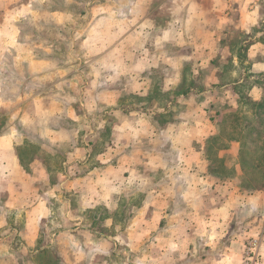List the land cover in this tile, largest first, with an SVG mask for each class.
<instances>
[{
	"label": "crops",
	"instance_id": "0c3cea01",
	"mask_svg": "<svg viewBox=\"0 0 264 264\" xmlns=\"http://www.w3.org/2000/svg\"><path fill=\"white\" fill-rule=\"evenodd\" d=\"M32 1L10 0L6 6L19 4L21 12L30 7ZM42 1L54 6L51 9L52 24L60 29L66 27L67 0ZM214 2L221 4L220 10L214 9ZM140 4L141 11L145 12L143 5L147 8L148 5L144 0H136L135 4L134 0H128L125 13L129 14H125L121 24L124 31L116 37L113 36L114 27L119 24L111 15L108 21L107 17L101 16L98 20L88 18V22L79 25L82 32L74 36L77 45L80 49L89 48L91 52L69 55L64 51L56 53L53 46H47L45 56L41 57L43 60L20 50L27 41L36 42L32 40V33H25L27 38L24 39V26L28 23L0 16L2 53L10 45L12 48L17 46L12 59L28 58L31 66L43 64L45 78L51 80L53 75H60L62 84L64 77L74 75L75 84L72 85L80 95L78 104L82 105L85 97L86 104L92 101L93 109L108 108V115H86L83 111L68 115V119L61 116L62 123L70 127L62 126L57 130L49 126L50 115H45L46 132L36 131L31 135L21 133L17 128H0V244L6 242L5 235H1L3 231H10L6 236L13 232L29 255L52 253L55 257L48 264H136L133 252L138 247L140 264L160 263V258L169 250L174 258L171 264H182L179 257L183 252L191 256L185 264H198L192 258L195 246L186 231H198L204 224L203 229L212 241L206 244L210 254L207 260L201 261L202 264H239L245 236L257 237L260 232L258 264H264V224L259 212L264 208V189L251 192L250 196L229 191L234 177L228 179L213 173L207 157V143L217 133L215 118L220 112L209 110L214 114L205 118L197 102L203 96L204 102L211 106L208 96L218 81H210L205 73L201 90L191 87L183 90L181 70L166 69V55L159 50V44L169 42V39L178 47L181 43H209L214 37L213 13L221 12L219 23L227 31L235 28L247 35L243 46L250 67L239 72L237 82L231 84L239 86L250 80L253 102H261L264 99V0H174L178 19H174L173 12L171 24L166 22L164 28L162 23H157L155 38H150L151 21H134L130 14ZM182 12L187 13L183 19L179 18ZM196 12L202 14L203 20L193 15ZM140 23L141 30H138ZM105 24L107 31L102 36ZM83 25H86L85 30ZM195 28L199 29L200 35ZM154 40L158 45L156 54L148 52L149 44ZM206 49L203 58L207 56ZM174 53L168 57L180 62L191 60V55L195 54ZM69 57L88 60V65L80 64L83 67L80 69L76 66L70 69L65 63L55 69L50 66L57 58L68 60ZM234 64L237 65V61ZM201 70L200 67L193 71V75H199ZM7 71L0 68V76L18 72ZM158 80L159 85L156 84ZM221 88L229 89L228 85ZM159 92L171 94L169 103L163 96H157L161 94ZM0 97L1 108L5 99L1 94ZM178 104H187V115L174 114ZM35 121L33 118L31 123ZM43 133L45 140L48 134V144L61 141L57 153L62 159L60 179L48 184V188L38 186L36 177L37 171L48 177L51 170L39 155L45 152L52 155V149H44L41 145L40 151L28 162L20 153L26 141H45L39 137ZM60 133L61 138L58 137ZM150 173L154 176L152 180ZM136 191L140 195L134 203L138 202L139 207L127 209L128 222L121 231L114 221V212L120 211L122 204L129 207ZM99 205L108 214L99 217L98 224L92 226L87 215ZM248 207L255 216L246 220L243 215ZM154 231H159L156 239L152 236ZM166 235H170L169 242H162ZM137 236L140 243L135 241ZM150 253H156L158 260L150 259ZM27 264L42 263L35 259Z\"/></svg>",
	"mask_w": 264,
	"mask_h": 264
},
{
	"label": "rangeland",
	"instance_id": "374dc122",
	"mask_svg": "<svg viewBox=\"0 0 264 264\" xmlns=\"http://www.w3.org/2000/svg\"><path fill=\"white\" fill-rule=\"evenodd\" d=\"M9 1L10 0H0V16L2 19H19L21 22L25 21L26 25L28 23V26H24V39L27 38L26 34L29 35L32 33L33 35H31L34 36L32 40L36 42L30 43L27 41L25 46L22 45V47H20V50L23 53H33L37 58H39L37 60H43L41 57L45 56L46 51L48 50L46 48L47 46H53L52 48L54 51H57L56 53L64 51L69 53V55L79 51L91 52V49H80L77 45V40L74 36L76 37L77 34L80 35L82 32L78 29V26L88 22V18L90 20L94 18L98 20L102 16L107 17L108 21L111 15L113 17V21L115 20L114 22L119 24V26L114 27L113 36L116 37L124 31V26H121V24L124 23L125 14H129L128 12L125 13V10L128 9L126 7L128 6V0H95L93 3L94 5L91 3L94 0H67V3L65 2L68 6L67 21L65 24L66 27L60 29L56 28L54 24H52L54 17L52 16L53 13L51 9L54 8V6H51L50 3L42 0H33L30 7L27 9L23 8L20 12L19 4L6 6ZM144 1L148 5V8L143 5L146 9L145 12L141 11L140 4L136 9L130 12V14H132L134 21L135 19L138 22L139 20L151 21V28L149 29L150 38H155L157 36L155 29L156 24L162 23L165 28V23H170L172 20L173 12H175L174 19H178L179 11L174 9V0ZM135 3L136 0H134V4ZM220 6L221 4L218 2L213 3V7L216 10H220ZM186 14V12H182L179 18L183 19ZM220 14L221 12L219 11L213 13L214 28L212 29L214 37L209 43H181V46L178 47L170 42L171 40L169 39V42L166 40V43L159 44V50H161L163 55H166V69L175 67L178 70H181L182 75L180 86L183 90L188 87H191L196 91L201 90L204 85L203 82L205 73L209 76L210 81L214 83L218 81V84H214V86H212V89H210V95L208 96L214 106H209L208 103L206 104L203 96L200 98L198 97L200 102H197L200 106V111L205 113L203 114L205 118L214 114H211L210 111L220 112L219 116L215 118L217 121V133L212 136L207 143V147H209V150H207V157L209 156L208 160L209 163H211V169L214 173L219 175L223 174V176L227 173L228 179H232L234 177L233 180L230 181L229 191H236L238 193L241 192L244 195L250 196L249 193L264 189V170H261L263 175L262 178H260L258 176L259 170L252 168V165H254L253 161L255 159L258 160V157L264 154V132L260 135V137L256 136V128H264V116L260 114L259 119L261 118V121H259L258 113H260V110H253L252 108L254 97L250 80L239 86L231 84L233 81L234 83L237 82L236 80L239 72L250 67L247 60V51L243 46V43L247 40V35L245 33L238 32L235 28H229L227 31V29L219 23ZM193 15L198 17L200 20H203L201 13L196 12ZM233 19L235 20V18ZM198 28H195V31L197 35H200L198 34L199 29L201 31L202 29ZM82 29L85 30L86 25H83ZM181 29L183 30L182 27ZM105 30L106 24L101 30L102 36L105 35ZM138 30H141V23ZM150 30H153V32H150ZM112 33L113 31L110 35H112ZM157 46V40L150 42L148 52L156 54ZM9 47L10 48H8V50L4 53L0 51V68H4L5 72H8L7 70L9 69H14V71L17 70L18 72L15 74L12 72L0 76V94L5 99V105L0 108L1 129L17 128L19 132L26 135L29 133L31 135L36 131L38 133L41 131L46 132L47 123L44 118L45 115L46 117L50 115L49 126L56 130L60 129L62 126H69L62 123V120L59 118L61 116L67 118L68 115L71 116L75 113L81 114L83 111L86 115H108L107 107L104 109L95 108L97 110L94 112L95 109H93L91 105L92 101H89V103L86 104L85 97L83 98L82 105L78 104V97L80 95H77V92L72 85L75 84L74 75H70L68 78L64 77L63 81H65V83L63 84L61 83L60 75H53L51 80L50 78H45V68L43 64L39 63L36 66H31L28 58L22 57V59H12L11 55L12 53H16L17 46L12 48L10 45ZM206 47L207 49L205 52H207V56L203 58V52ZM173 52H175L174 54L179 52H181V54H195L191 55V60H183L180 62L177 60H171L168 57V55L171 56ZM209 52L210 56H208ZM235 61H237V65L234 64ZM64 63L70 69H72L71 66H76L80 69L83 68L80 64L88 65V60H77L76 58L74 60L71 57H69L68 60L57 58L56 60L51 61L50 66L55 69L62 66ZM200 67L202 69L200 74L194 76L193 71H197ZM204 67H206V69ZM27 70L29 72L31 71V73L29 74ZM36 73H39L40 75ZM153 76L155 77V75ZM68 81L70 82L69 85L67 84ZM156 84L159 85L160 81L158 80ZM222 85H228L229 89H222ZM225 92L229 93L227 94ZM157 96H163L164 100L168 103L171 99V94H167V92L164 95L161 93ZM64 99L70 102H66ZM131 101L134 102V99H131ZM68 105L73 107L70 108ZM175 109V112L174 110L172 112L176 115L184 116L188 114L187 104H178L175 106ZM166 116L168 117V115ZM28 117L30 122H28ZM33 118H36V121L31 123ZM44 134L45 133L39 136L43 140H45ZM58 137L61 138L62 133H60ZM231 138H233V140H231ZM234 138L237 140H234ZM255 138H257V141H253ZM47 140L48 134L45 141L35 140L33 143L26 141L20 148L21 157L25 162H28L30 158H33L34 153L40 151L41 145L44 146V149H52V155L47 154V152L39 155L44 161L43 163L51 170L48 173V177L45 176V173L37 171L38 177L36 178L38 186L42 185L44 188H48L46 187L48 184H54L60 179L59 166L62 163L61 157L57 154L61 147V141L58 140L56 144L54 142L52 144H48ZM229 144L231 145L228 146ZM244 153L249 154L244 155ZM259 169L261 168L259 167ZM75 171L76 170H74V172ZM228 171H233L232 175L231 173L229 174ZM149 175V179L152 180L154 177L153 173H150ZM253 185H262L263 187L255 190L250 188ZM139 195L140 193L136 191V194L132 196V204L129 207L128 205L122 204L120 211L117 210L114 212V221L117 223L116 226L118 228H122L121 231H124V228L126 227L125 225L128 222L126 219L127 209H135L139 207L138 202L134 203V199L137 201L139 199ZM244 211L246 212L243 216L246 220L250 218L252 219L255 216L250 207L245 208ZM259 212L260 215L263 216L262 224H264V208L262 207ZM107 214V210L102 205L95 206L88 212L87 220L92 226H95L98 224L97 219L99 217L102 218L107 216ZM8 227L12 228V226ZM203 228L204 224H201L198 231H186V234H189L192 245L195 246V251L192 252V258H195L196 261H198V264H202L201 261L207 260V257L210 254V251L208 250L210 249L206 244H209L212 241L211 236H207V231H204ZM9 232L10 231H3L1 234L2 236L5 235L6 242L0 244V264H27V262L35 259L39 263L48 264V261L50 263L54 259L55 256L52 253L29 255L25 249L21 248L22 246L20 243L22 242L16 234H12V232L10 235L8 234V236H6ZM158 232L159 231L153 232L155 233L152 235L154 239L158 237ZM163 234L164 233L162 232L161 235ZM167 234H169V232ZM252 236L254 235L250 234L245 236L244 252L242 260L239 264L259 263V246L261 245L260 236ZM169 237L170 235L164 236V240L162 242H169L167 240ZM135 241L140 243V238L137 236ZM155 243H158L157 240ZM250 243H255V246L249 251ZM138 249L133 252V261L136 264H140V251ZM172 256V252L169 250L162 256V258H160L161 260L159 259L161 261L160 263L155 262L152 264H171L174 260V258L172 259ZM149 257L152 260H158L156 253H150ZM189 257L191 256L187 252H183L179 257V261L182 262V264H185Z\"/></svg>",
	"mask_w": 264,
	"mask_h": 264
},
{
	"label": "trees",
	"instance_id": "16d2710c",
	"mask_svg": "<svg viewBox=\"0 0 264 264\" xmlns=\"http://www.w3.org/2000/svg\"><path fill=\"white\" fill-rule=\"evenodd\" d=\"M252 108H253V110H256V109H258V110H260V113H258V120L259 121H261V118L259 119V117H260V114H262L263 116H264V99L261 101V102H258L257 104L256 103H253V106H252ZM264 132V128L262 127V129H261V127H257L256 128V136H259L260 137V135H262V133ZM258 137V138H259ZM264 137V136H263ZM254 138V137H253ZM231 140H233V138H231ZM234 140H237L236 138H234ZM253 140V139H252ZM263 140H264V138H263ZM253 141H257V138H255ZM207 150H209V147H207ZM247 154H249V153H244V155H247ZM253 154V153H252ZM208 158H209V156H208ZM211 160V159H210ZM254 162V165H252V168H254V169H258L259 170V177L260 178H262V175H263V172L261 171V170H264V154L263 155H261V156H259L258 157V160H254L253 161ZM259 167L261 168V169H259ZM212 172L214 173V171L212 170ZM226 172H227V170H226ZM229 172V174L231 173V175H232V173H233V171H228ZM216 174V173H215ZM220 175H222L223 176V174H220ZM227 173L226 174H224V178H227ZM260 187H263L262 185H253L252 187H250V188H252V189H259Z\"/></svg>",
	"mask_w": 264,
	"mask_h": 264
},
{
	"label": "built area",
	"instance_id": "2783aa9c",
	"mask_svg": "<svg viewBox=\"0 0 264 264\" xmlns=\"http://www.w3.org/2000/svg\"><path fill=\"white\" fill-rule=\"evenodd\" d=\"M254 246H255V243H250L249 251L251 250V248L253 249Z\"/></svg>",
	"mask_w": 264,
	"mask_h": 264
}]
</instances>
